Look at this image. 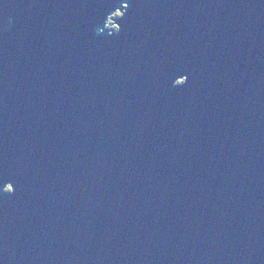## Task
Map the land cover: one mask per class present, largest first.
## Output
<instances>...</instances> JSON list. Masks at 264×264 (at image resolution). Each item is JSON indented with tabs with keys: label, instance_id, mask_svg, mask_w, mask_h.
Returning a JSON list of instances; mask_svg holds the SVG:
<instances>
[{
	"label": "water",
	"instance_id": "water-1",
	"mask_svg": "<svg viewBox=\"0 0 264 264\" xmlns=\"http://www.w3.org/2000/svg\"><path fill=\"white\" fill-rule=\"evenodd\" d=\"M0 264H264V0H0Z\"/></svg>",
	"mask_w": 264,
	"mask_h": 264
},
{
	"label": "rangeland",
	"instance_id": "rangeland-1",
	"mask_svg": "<svg viewBox=\"0 0 264 264\" xmlns=\"http://www.w3.org/2000/svg\"><path fill=\"white\" fill-rule=\"evenodd\" d=\"M113 17H118V14H116V15H114ZM113 21L112 20H110V24L112 23ZM111 27H113V26H111Z\"/></svg>",
	"mask_w": 264,
	"mask_h": 264
},
{
	"label": "clouds",
	"instance_id": "clouds-1",
	"mask_svg": "<svg viewBox=\"0 0 264 264\" xmlns=\"http://www.w3.org/2000/svg\"><path fill=\"white\" fill-rule=\"evenodd\" d=\"M110 27V26H109Z\"/></svg>",
	"mask_w": 264,
	"mask_h": 264
}]
</instances>
